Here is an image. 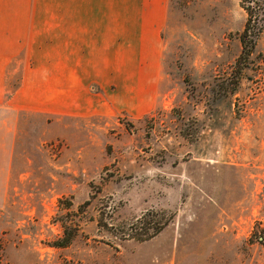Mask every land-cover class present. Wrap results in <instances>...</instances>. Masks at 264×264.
Wrapping results in <instances>:
<instances>
[{
    "label": "rangeland",
    "instance_id": "374dc122",
    "mask_svg": "<svg viewBox=\"0 0 264 264\" xmlns=\"http://www.w3.org/2000/svg\"><path fill=\"white\" fill-rule=\"evenodd\" d=\"M163 47L149 110L0 103V264H264V0H169Z\"/></svg>",
    "mask_w": 264,
    "mask_h": 264
},
{
    "label": "crops",
    "instance_id": "0c3cea01",
    "mask_svg": "<svg viewBox=\"0 0 264 264\" xmlns=\"http://www.w3.org/2000/svg\"><path fill=\"white\" fill-rule=\"evenodd\" d=\"M168 18L169 0H0V103L87 116L124 92L149 110ZM9 75L23 79L5 100Z\"/></svg>",
    "mask_w": 264,
    "mask_h": 264
},
{
    "label": "trees",
    "instance_id": "16d2710c",
    "mask_svg": "<svg viewBox=\"0 0 264 264\" xmlns=\"http://www.w3.org/2000/svg\"><path fill=\"white\" fill-rule=\"evenodd\" d=\"M249 27H250V21H248L247 26H246L243 34H242V37H241L242 44H243L244 48L246 47V44H247V36H248ZM261 30L262 29H260L258 31V33L261 32ZM65 205H66L65 200H60L59 201L60 208L64 207ZM70 206H71V204H68L66 206V209H69ZM59 218L60 219H58V220L62 224V228H63L64 234H63V236L60 239H58V240L53 242V247H55V248H66L69 245H71L72 242L75 240V238L78 236L77 234H78V229L79 228L78 227H74L77 223L75 221H73V219L71 218V214L66 213V215H62V216L60 215ZM167 225H168L167 223L164 224L163 226L159 225L158 227L155 225V227H154L155 229L154 230H157V231L156 232L153 231V234L152 233H151L152 235L150 234L151 237L150 236L147 237L146 240H149V239L153 238L154 236H156ZM133 228H135L136 230L141 229V228L147 229L148 226L147 227H144V226H142V227H140V226L134 227V225L128 226V229H130V232L134 231ZM150 228L151 227H149V230H150ZM258 242H263L264 243V231H262L261 237L258 239ZM67 264H71V263H67Z\"/></svg>",
    "mask_w": 264,
    "mask_h": 264
}]
</instances>
